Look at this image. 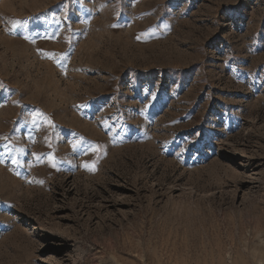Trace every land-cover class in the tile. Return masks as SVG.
<instances>
[{
    "label": "rangeland",
    "instance_id": "374dc122",
    "mask_svg": "<svg viewBox=\"0 0 264 264\" xmlns=\"http://www.w3.org/2000/svg\"><path fill=\"white\" fill-rule=\"evenodd\" d=\"M0 264H264V0H0Z\"/></svg>",
    "mask_w": 264,
    "mask_h": 264
},
{
    "label": "snow or ice",
    "instance_id": "6c2138e0",
    "mask_svg": "<svg viewBox=\"0 0 264 264\" xmlns=\"http://www.w3.org/2000/svg\"><path fill=\"white\" fill-rule=\"evenodd\" d=\"M22 25H23V22L22 21H16V22H13L12 23V28L13 29H17L19 26H22ZM36 35L39 36L42 39H48V38H50L47 34H41L39 32H37ZM24 39L27 40V39H30V37L29 36H25ZM31 39H34V38H31ZM75 147H76V145L73 144V148H75ZM13 163H17V161L13 160ZM84 167L87 168L88 166L87 165H84ZM89 170H93V169H89Z\"/></svg>",
    "mask_w": 264,
    "mask_h": 264
}]
</instances>
